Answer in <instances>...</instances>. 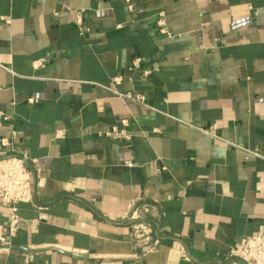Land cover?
I'll return each mask as SVG.
<instances>
[{"label":"crops","instance_id":"crops-1","mask_svg":"<svg viewBox=\"0 0 264 264\" xmlns=\"http://www.w3.org/2000/svg\"><path fill=\"white\" fill-rule=\"evenodd\" d=\"M7 156L35 196L10 245L0 201V264H247L232 252L264 225V0H0Z\"/></svg>","mask_w":264,"mask_h":264},{"label":"built area","instance_id":"built-area-1","mask_svg":"<svg viewBox=\"0 0 264 264\" xmlns=\"http://www.w3.org/2000/svg\"><path fill=\"white\" fill-rule=\"evenodd\" d=\"M113 133L118 135V132ZM34 196V178L28 168L27 158H0V201L8 206L10 212L5 235L1 238L5 244L10 245V240L19 232L22 221L18 206L33 204ZM150 213V206L141 205L128 218L132 224V235L143 253L153 252L159 245V240L153 238L151 226L144 221ZM232 255L247 264H264V225L260 228V233L243 238L239 250L232 252Z\"/></svg>","mask_w":264,"mask_h":264}]
</instances>
